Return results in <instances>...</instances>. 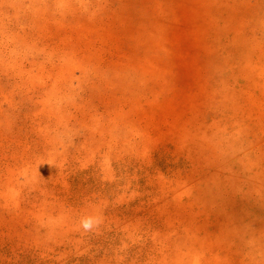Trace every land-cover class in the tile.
I'll return each mask as SVG.
<instances>
[{"label": "rangeland", "instance_id": "374dc122", "mask_svg": "<svg viewBox=\"0 0 264 264\" xmlns=\"http://www.w3.org/2000/svg\"><path fill=\"white\" fill-rule=\"evenodd\" d=\"M0 264H264V0H0Z\"/></svg>", "mask_w": 264, "mask_h": 264}]
</instances>
